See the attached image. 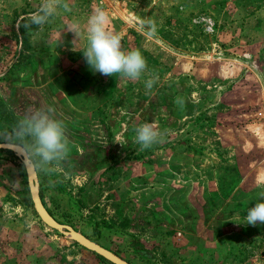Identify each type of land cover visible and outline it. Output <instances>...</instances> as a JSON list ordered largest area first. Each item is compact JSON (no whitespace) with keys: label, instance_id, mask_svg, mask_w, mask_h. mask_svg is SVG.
<instances>
[{"label":"rangeland","instance_id":"1","mask_svg":"<svg viewBox=\"0 0 264 264\" xmlns=\"http://www.w3.org/2000/svg\"><path fill=\"white\" fill-rule=\"evenodd\" d=\"M69 3L27 27L40 0H0V129L51 106L71 141L51 171L34 166L46 211L129 264H264V225L245 221L264 193V0ZM96 8L158 76L151 91L147 73L86 64L67 28L86 32ZM146 122L166 136L141 150ZM13 157L0 152V264H110L39 221Z\"/></svg>","mask_w":264,"mask_h":264},{"label":"clouds","instance_id":"2","mask_svg":"<svg viewBox=\"0 0 264 264\" xmlns=\"http://www.w3.org/2000/svg\"><path fill=\"white\" fill-rule=\"evenodd\" d=\"M71 10L69 0H40L37 9L29 14L26 26L42 27L61 11ZM108 24L107 12L96 8L87 19L86 32L78 20L73 21L67 31L72 32L75 38L86 39V47L80 52L94 73L109 77L118 75L122 80L131 82L141 80L147 73L149 78L144 80V84L151 91L158 76L149 72L147 61L138 49L123 50L121 36L110 31ZM141 25L151 28L147 32L148 36L155 34V25L151 20L141 21ZM175 102L180 106L184 104L179 97ZM135 133L136 143L141 146V150L162 143L166 136L156 124L149 122L137 127ZM70 143L65 123L57 117L55 108L51 106H30L22 111L14 125L0 129V148L12 151L20 148L24 164H32L44 171H51L54 166L67 159ZM9 145L15 147L9 148ZM259 201L262 202L248 208L246 226L264 225V193L260 194Z\"/></svg>","mask_w":264,"mask_h":264},{"label":"water","instance_id":"3","mask_svg":"<svg viewBox=\"0 0 264 264\" xmlns=\"http://www.w3.org/2000/svg\"><path fill=\"white\" fill-rule=\"evenodd\" d=\"M8 147L14 148L15 146L9 145ZM0 150L10 151L14 155V157H16L22 164L24 173H25L26 187H27V191H28V195H29V199H30L33 211L36 214L39 221L44 226L57 232L63 237L69 239L70 241L76 243L83 249L104 259L110 264H129L125 260L117 256L116 254L104 249L97 243L90 241L89 239L81 235L80 233L74 231L71 227L62 225L58 223L57 221H55L46 211L39 197L38 181H37V174H36L35 168L32 164L23 163V159L20 155L21 149L15 148V151H12V150H6L3 148H0Z\"/></svg>","mask_w":264,"mask_h":264},{"label":"trees","instance_id":"4","mask_svg":"<svg viewBox=\"0 0 264 264\" xmlns=\"http://www.w3.org/2000/svg\"><path fill=\"white\" fill-rule=\"evenodd\" d=\"M0 152H4V153H6V154H8L10 157H13V154L10 152V151H3V150H0ZM14 158V157H13ZM39 197H40V199H42V195H41V193H39ZM42 202V201H41ZM43 204V203H42ZM132 244H133V252H136V251H140V250H142V245H137V242L136 241H133L132 242ZM143 254H144V252H143ZM98 257V256H97ZM98 258H100V257H98ZM101 260H103V261H105L104 259H102V258H100Z\"/></svg>","mask_w":264,"mask_h":264},{"label":"crops","instance_id":"5","mask_svg":"<svg viewBox=\"0 0 264 264\" xmlns=\"http://www.w3.org/2000/svg\"><path fill=\"white\" fill-rule=\"evenodd\" d=\"M258 176V174L257 175H255V177H257Z\"/></svg>","mask_w":264,"mask_h":264}]
</instances>
